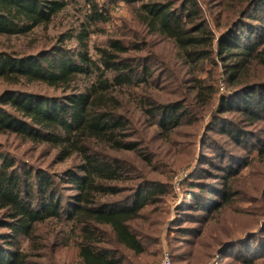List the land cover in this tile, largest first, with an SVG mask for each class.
<instances>
[{
	"label": "trees",
	"instance_id": "1",
	"mask_svg": "<svg viewBox=\"0 0 264 264\" xmlns=\"http://www.w3.org/2000/svg\"><path fill=\"white\" fill-rule=\"evenodd\" d=\"M117 1L107 0L99 4L95 0H87L89 19L95 23L106 22L108 7ZM120 1L127 5L140 1L134 11L142 32L146 30L158 38L169 39L177 48L174 57L186 67L184 74L190 76L185 100L200 97L202 106L209 108L215 99L216 61L211 49L214 39L215 58L227 69L229 80L233 81L243 71L249 76L250 69L255 71L258 66L264 67V57L255 51V45L241 43V33L255 29L258 23L254 22L264 17V0L214 2L212 8L217 11L212 20L223 31L216 38L196 0H185L178 6H174L171 0ZM66 4V0H0V33L25 34L36 25H46ZM252 11L260 12L261 15L252 17ZM87 37L88 31L80 33L78 49L71 52L62 46H56L51 54L18 56L13 52L0 51V80L5 82L16 83L23 79L64 88L63 85H68L76 76L86 75L90 79L83 89H73L77 91L61 97L18 90L0 93V133H11L27 141L49 144L59 148L65 157L76 153L80 160L75 169L68 170L65 177L56 183L55 179L41 171H22L18 162L0 149V230H4L0 231V264H35L30 260L29 252L20 249L22 239L33 241L37 236L38 224L61 218L71 221L73 231L78 234V264H130L123 256L125 250L134 256L146 252L145 244L137 233L141 232L139 221L144 220L147 224L146 206L163 188L159 181H152L149 177L154 170L153 158L151 155L142 157L143 153L136 142L142 137L136 133L133 137L136 139H132L133 133H129L131 130L127 127L126 118L119 111L123 102L114 90L125 87L138 93L158 79L157 73L131 56L142 49L137 42L138 35L133 36L132 41L110 40L107 48L97 49V59L88 54ZM175 61L171 62L172 66ZM206 63H210L212 68L202 78ZM170 68L177 74L183 73L181 67ZM174 79L178 88L182 80L178 76ZM252 82L255 80L249 81L243 89L251 97L245 95L241 102L242 109L235 110L253 124L260 119L259 110L264 108V94L260 96L256 88L251 86ZM138 104L145 130L157 128V131L154 130L156 134L163 133L161 136L165 137L182 122L195 129L197 119L201 117L200 112L198 117L187 113L183 103L158 101L154 97L149 99L140 96ZM219 104L220 108H227L229 101L223 97ZM253 104L257 105V109L249 107ZM227 110L223 109L222 113ZM230 124H225L221 133L231 137L235 134L231 131L232 126L237 130L240 128L231 121ZM94 140L107 144L113 150H138L142 154L139 159L145 160V169L140 175L132 177L125 170L127 166L121 159L103 155L95 149ZM258 149L264 159V141ZM226 172L227 169L220 165V173H216L218 176L210 181L220 188L219 191L207 189L204 183L208 181H204V172L200 173L202 176L197 177L196 181H192L194 176L189 177L191 179L188 182L194 186L190 187L191 192L186 196L198 199L202 190L204 197L214 193L219 198L214 210L230 206L235 196V190L231 191V187L237 182L235 177L229 178ZM134 179H138V183L123 185L126 180ZM61 184H69L74 188L70 200H63L59 196L63 188ZM108 195L122 197L118 201L99 200ZM135 223H139L140 227L135 228ZM102 226H106L108 232ZM243 238L231 239L242 241ZM227 244L226 248L233 243ZM165 252L159 253L160 261ZM167 253L170 263L175 264L173 257ZM251 264H254L253 259Z\"/></svg>",
	"mask_w": 264,
	"mask_h": 264
},
{
	"label": "rangeland",
	"instance_id": "2",
	"mask_svg": "<svg viewBox=\"0 0 264 264\" xmlns=\"http://www.w3.org/2000/svg\"><path fill=\"white\" fill-rule=\"evenodd\" d=\"M66 1V6L46 25H36L25 34L0 33V51L13 52L18 56L51 54L56 46H62L71 52L78 49V35L86 30L88 54L97 59V49L107 48L110 40L132 41L133 36H139L137 42L142 49L131 56L139 63L151 67L153 72L157 73L158 79L140 89L138 93L125 87L115 89L114 93L123 102L119 111L126 118L127 127L131 130L129 133H133L132 139H136L133 138L136 133H140L142 137L140 140L136 139L139 143L138 149L143 153L142 157L151 155L153 158L154 170L149 177L152 181H159L163 191L146 206L147 224L144 220L139 221L141 232L137 233L145 244L146 252L134 256L125 250L124 258H127L130 264H161L163 258L160 261L159 253L167 251L175 260V264H251L252 259L254 264H264V241H261L264 238V159L258 153V147L264 141V108L259 110L260 119L253 124L235 110L242 109L241 102L245 95L251 97L243 90L249 81L255 80L251 86L256 88L260 96L264 94V67L258 66L257 71L250 69L249 76L243 71L233 81L229 80L227 69L215 58L214 39L211 49L216 61V94L211 106L204 108L200 97L190 98L189 101L184 98L188 92L187 81L190 76L184 74L186 67L174 57L177 48L173 42L148 34L146 30L142 32L134 11L140 1L127 5L118 0L108 7V20L96 23L88 17L90 7L87 0ZM106 1L95 0L99 4ZM171 1L175 3L174 6H178L185 0ZM216 1L196 0L209 20L215 38L223 33L222 28L216 26L217 22L212 20L217 11L212 5ZM260 15V12H251L252 17ZM258 19L254 22L258 23L255 29L241 33V43L255 45V51L264 57V17ZM60 40L64 42L61 43ZM174 60L176 63L172 66L171 62ZM170 67H181L183 73L177 74ZM211 68L212 65L206 63L202 78L206 77ZM192 75L196 76L194 72ZM177 76L182 80L178 88L174 79ZM89 83L90 79L86 75L76 76L68 85H63L64 88L23 79L16 83L0 80V93L4 90H18L48 97H61L77 91L73 89H83ZM178 90L179 92H176ZM140 96H147L149 99L154 97L163 102L183 103L187 113L198 117L200 112L201 117L197 119L195 129L192 125L188 126L186 122H182L168 137L161 136L163 133L158 132L157 135V128L145 130L138 104ZM223 97L229 101L227 108L219 107ZM249 107L257 109L255 104ZM223 109L228 110L222 113ZM230 121L240 128L237 130L232 126L231 131L235 134L231 137L221 133L225 124L231 125ZM93 147L103 155L121 159L127 166L125 170L129 171L132 177L140 175L146 167L145 160L139 159L142 154L138 150H113L99 141H95ZM0 149L16 160L22 171H41L55 179L56 183L65 177L68 170L75 169L80 161L76 153L65 157L59 148L17 138L11 133H0ZM220 165L227 169L229 178L235 177L237 182L231 187V191L235 190V196L230 206L214 210L220 201L219 198L214 193H208L210 196L204 197L202 190L198 199H195V196H186L191 192L190 187L194 186L190 185L192 182H188L191 179L189 177L194 176L192 181H196L197 177L202 176V172L204 181H208L204 183L207 189L219 191L220 188L210 181H214L218 176L216 173H220ZM135 183H138V179L126 180L123 185ZM61 185L63 188L60 189L59 196L63 200H70L74 188L69 184ZM121 197L108 195L100 197L99 200L118 201ZM198 202L200 205H197ZM139 223H135V228L140 227ZM72 228V222L66 218L40 223L36 227L37 236L31 242L22 239L20 249L27 250L30 260L35 264H78V234ZM102 229L108 232L106 226H102ZM232 237L244 238L242 241H232ZM230 242L233 244L226 248ZM239 242L241 244L235 245Z\"/></svg>",
	"mask_w": 264,
	"mask_h": 264
},
{
	"label": "built area",
	"instance_id": "3",
	"mask_svg": "<svg viewBox=\"0 0 264 264\" xmlns=\"http://www.w3.org/2000/svg\"><path fill=\"white\" fill-rule=\"evenodd\" d=\"M161 264H171L169 256L167 255V253L164 254V257H163V260H162Z\"/></svg>",
	"mask_w": 264,
	"mask_h": 264
}]
</instances>
